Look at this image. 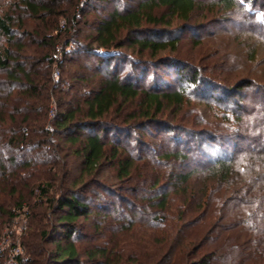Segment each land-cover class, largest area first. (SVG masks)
I'll list each match as a JSON object with an SVG mask.
<instances>
[{
    "label": "trees",
    "instance_id": "1",
    "mask_svg": "<svg viewBox=\"0 0 264 264\" xmlns=\"http://www.w3.org/2000/svg\"><path fill=\"white\" fill-rule=\"evenodd\" d=\"M61 4L62 0H15L0 12V216L11 219L14 217L11 209L20 212L27 208L29 228L34 227L20 241L24 254L11 255V243L9 247L0 248V264H84L77 244L82 239L81 223L100 216L103 221L93 224L92 236L101 239L102 223L108 214L104 211L106 202H99L98 208L95 207L84 190L94 185L92 182L103 162L115 163L121 179L131 175L135 158L123 157L131 151L123 148L117 139L120 132L130 130V122H139L141 128H147L165 107L182 108L187 104L189 85L198 88L196 94L202 93L209 99V106L211 101L220 107L223 118L226 119L224 116L228 113L234 117V113L240 111L235 101L223 100L224 97L215 94L220 89L210 88L207 93L198 87L200 85L196 86L201 80L194 71L186 79L185 67L167 58H160L159 61L164 62L157 66H168L167 76L172 72L176 74L179 82L176 89H161L166 82L156 75L151 79V90H142L137 84L139 78H144L156 66L144 59L146 55L153 58L162 51L176 50L178 41L170 39L163 27L170 26L174 18L188 21L202 3L196 0H136L132 7L115 9L98 19L93 34L86 35L83 43L78 40L82 38V31L68 35L71 21L72 27L78 26L76 0L68 2L64 13L55 10L62 8ZM235 5V0H219L209 6L211 12L218 15L231 12ZM159 11L162 13L158 15ZM70 12L73 15L67 16L68 21L60 27L48 29L44 25L50 18L57 19ZM256 14H251L252 23L264 26V15L255 21ZM31 20L41 26L33 28ZM66 34L65 46L72 43L79 46L93 58L90 64L79 63L74 69L66 67L63 70L65 61H57L55 52ZM30 39L32 41H26ZM121 49L131 50L137 57ZM121 61L130 65L122 75L119 74ZM54 67L65 77L54 78ZM182 80L187 85L182 86ZM240 90L239 87L228 90L223 96H236ZM127 104L134 109L124 113ZM114 112L119 115H113ZM235 118L240 120L238 115ZM109 133L115 134L114 141H108ZM212 136L203 133L198 137L201 141H196V156L190 157L180 150L160 155L157 162L171 159L173 163L170 160L172 170L166 177L168 181L164 179L163 185L162 176H154L143 197L156 210L151 223L166 219L165 215L162 219L158 215L166 213L172 198L176 197L181 198V205L186 202L193 207L186 212L179 207V219L192 212L200 216L205 214V217L221 211L227 203L240 200L241 195L245 203L264 198V182L255 185L264 177V172L257 170L258 166H263L261 158L255 157L259 153H249L248 157L237 155L225 149V144L231 140ZM52 138H57L61 145L52 143ZM53 144L55 156L44 153L43 147ZM206 144L216 148L218 154L205 149ZM66 154L79 161L80 174L71 182L72 188L62 187L59 193L51 195L54 179L49 178V171L68 169L67 162L62 160ZM191 158L195 165L189 168ZM204 160L207 163L200 168L198 161ZM199 220L204 219L200 217ZM42 221L48 223L45 229L41 227ZM244 233L252 235L249 231ZM234 246L237 244L231 245V249ZM110 253L108 247L86 251V262L112 264ZM255 253L256 263L264 264L261 252ZM212 257L204 255L188 264H209ZM120 261L117 258L114 264Z\"/></svg>",
    "mask_w": 264,
    "mask_h": 264
},
{
    "label": "rangeland",
    "instance_id": "2",
    "mask_svg": "<svg viewBox=\"0 0 264 264\" xmlns=\"http://www.w3.org/2000/svg\"><path fill=\"white\" fill-rule=\"evenodd\" d=\"M13 1L15 0H0V12L8 9ZM69 1L71 0H62V8L55 10L64 13ZM135 1L76 0V11L79 10L76 22L78 26L72 27L71 21L68 35L82 31V38L78 40L83 43L86 35L93 34L98 19L106 17L115 9L132 7ZM196 1L202 3V8L196 9L188 21L174 18L170 26L163 27L170 39L178 41L176 50L162 51L153 58L146 55L144 59H149L156 66H153L151 73L146 74L144 78H139L137 84L142 90H151V79L156 75L166 82L165 87L160 86L161 89H176L179 86L176 74L172 72L167 76L165 72H169L168 66H157L160 62H164L159 61L160 58H167L178 63V66L185 67L186 79L194 71L197 74L195 76L201 80L196 86L200 85L198 87L207 90V93L210 88L220 89L221 91L215 94L224 97L223 100L235 101L240 111L234 113V117L232 113H228L224 116L226 119L223 118L220 107L211 101L209 104L212 106H209V99H206L202 93L196 94L199 93L198 88L189 85L187 104L182 108L165 107L162 114H158L156 121L147 128H141L139 122H130V130L120 132L117 139L123 148L131 151L123 157L135 158L131 175L121 179L117 176L114 162V164L103 162L98 176L94 177L95 180L92 182L94 185L84 190L89 202L96 204L95 207L98 208L99 202L105 201L104 211L108 213L102 223L101 239L92 236L93 224L103 221L100 216L91 217L81 223L82 239L77 244L82 252L84 264H90L86 262L85 252L101 247H108L112 264L117 258L121 259L119 264H188L204 255H213L209 264H257L255 252L260 251L261 256H264V198H255L245 203L241 195L240 200L227 203L221 211L210 213L205 217V214L200 216L192 212L186 214L187 217L179 219V207L185 212L193 207L186 202L181 205V198L176 197L172 198L167 212L158 215L161 219L165 215L166 219L153 223L151 221L154 218L155 207L143 198L154 176H162L161 184L164 185V179L167 180L171 175V159L157 162L160 155L180 150L190 157L196 156L198 153L195 150L196 141H201L198 137L203 133L213 134L212 138L223 141L231 140L225 144V149L237 152V155L248 157L249 153H259L255 157L261 158L263 166H258L257 170L264 172V26H256L257 24L252 23L254 19L251 15L252 12L257 13L255 21L261 19L264 15V0H235L236 5L231 12L218 15L211 12L209 5L216 4L219 0ZM161 13L159 11L157 14ZM73 14L70 12L69 15L65 14L57 19L50 18L44 25L48 29L60 27L68 21L66 17ZM29 23L33 28L35 26L38 29L39 25L41 26L32 20ZM68 35L63 36L61 43L58 42V49L55 52L57 61H65L63 70L66 67L74 69L79 63L90 64L93 58L82 52L79 46L73 43L65 46ZM62 50L67 53L66 56ZM121 51L137 57L131 50L121 49ZM128 67H130L128 63L121 61L119 74H124ZM59 71L54 67V78L65 77ZM65 81L70 82L67 78ZM183 84L184 80L181 85H187ZM238 87L241 90L236 96L229 98L223 96L224 92ZM132 109L134 106L127 104L122 112H130ZM116 114L118 112L113 113ZM236 115L240 116V120L235 118ZM166 127H171L173 130L168 131ZM115 137L114 133H109L107 139L114 141ZM51 141L61 145L57 138H52ZM54 144L44 146V153L55 156ZM209 146L206 144L205 149L215 155L218 154L216 148ZM62 160L67 162L68 169L65 168L60 172L49 171V178L54 179L51 195L59 193V188H72L71 182L80 174L79 161L75 157L66 154ZM171 161L173 163V160ZM192 161L193 159L189 168L195 165ZM206 163L205 160L198 161L197 165L203 168ZM261 182H264V177L259 178L255 185H260ZM26 210L27 208H24V212H19L11 209L14 216L11 219L0 216V227H2L0 248L9 247L13 243L11 255L23 253L20 241L30 229L34 228H29ZM200 217L204 220L200 221ZM41 224L44 229L48 225L46 221H42ZM245 231H249L252 235H246ZM246 239L249 241L245 242ZM235 244L237 246L231 249V245Z\"/></svg>",
    "mask_w": 264,
    "mask_h": 264
}]
</instances>
